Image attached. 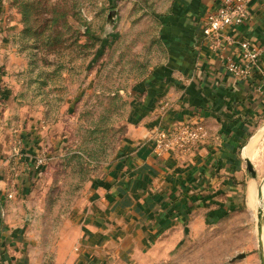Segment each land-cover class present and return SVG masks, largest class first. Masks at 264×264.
<instances>
[{"label": "rangeland", "instance_id": "obj_1", "mask_svg": "<svg viewBox=\"0 0 264 264\" xmlns=\"http://www.w3.org/2000/svg\"><path fill=\"white\" fill-rule=\"evenodd\" d=\"M171 2L0 0V166L22 175L10 184L30 185L20 210L45 263H76L82 222L105 217L102 240L84 243L86 264H261L264 115L247 141L256 140L251 156L247 143L241 151L256 179L242 160L243 186L225 210L215 203L184 222L147 225L142 208L107 203L112 167L134 132L133 92L164 58L161 16Z\"/></svg>", "mask_w": 264, "mask_h": 264}, {"label": "crops", "instance_id": "obj_2", "mask_svg": "<svg viewBox=\"0 0 264 264\" xmlns=\"http://www.w3.org/2000/svg\"><path fill=\"white\" fill-rule=\"evenodd\" d=\"M220 1L171 2L161 16L164 58L137 85L130 101L134 132L112 167L107 203L110 208L117 206V212L125 205L127 209L131 205L142 208L148 216L147 225L153 220L152 225L172 223L173 217L183 221L187 214H194L198 208L211 209L215 203L225 210L232 201L230 194L236 195L243 186L240 163L245 156L239 147L264 115V97L259 91L264 78V0H251L249 21L228 29L229 45L212 52L201 32ZM245 39L262 49V57L251 78L238 80L227 73L223 57L237 56L238 43ZM181 121L202 122L208 137L189 155L156 157L152 135ZM12 171L8 175L9 171L0 166V264L53 263H45L29 243L20 209L30 185L26 179L10 184L8 176L14 179L20 175L16 169ZM136 199L139 203L135 205ZM158 206L167 218L155 211ZM100 220L82 222V245L74 252L77 262L66 264H86L93 253L84 243L104 236L99 231L107 222L105 217Z\"/></svg>", "mask_w": 264, "mask_h": 264}, {"label": "built area", "instance_id": "obj_3", "mask_svg": "<svg viewBox=\"0 0 264 264\" xmlns=\"http://www.w3.org/2000/svg\"><path fill=\"white\" fill-rule=\"evenodd\" d=\"M251 0H221L209 14L202 27V38L209 44L212 52H219L229 45L228 29L239 27L249 21V5ZM238 55L223 57L225 69L238 80H248L259 69L262 49L249 40L238 43ZM264 97V78L259 87ZM208 137L205 125L200 121H181L170 128H159L153 135V152L161 158L168 153L189 155ZM18 155L19 147H16ZM43 161H34L39 168ZM37 164V165H36ZM12 198V195H9ZM56 264V263H50Z\"/></svg>", "mask_w": 264, "mask_h": 264}, {"label": "water", "instance_id": "obj_4", "mask_svg": "<svg viewBox=\"0 0 264 264\" xmlns=\"http://www.w3.org/2000/svg\"><path fill=\"white\" fill-rule=\"evenodd\" d=\"M248 145V143L246 144V146ZM245 162L248 165V171L251 174L253 179H256V174L255 171L252 167V164L249 162V159L244 158ZM264 185V181L261 184V186L258 189V200L260 201V205L258 208V240H259V247H260V260H261V264H264V243H263V233H264V208L262 207V200H263V195H262V186ZM245 258L244 254L238 255L237 257H235L233 260L236 259H243Z\"/></svg>", "mask_w": 264, "mask_h": 264}, {"label": "bare ground", "instance_id": "obj_5", "mask_svg": "<svg viewBox=\"0 0 264 264\" xmlns=\"http://www.w3.org/2000/svg\"><path fill=\"white\" fill-rule=\"evenodd\" d=\"M255 141L254 140L250 141V143L245 148V154L246 155L251 156L252 151H253L254 144L256 145ZM248 192H249V205L250 206H253V204L256 201V190L254 189V187L252 186V184L249 185ZM262 194H263V201H264V186L262 188Z\"/></svg>", "mask_w": 264, "mask_h": 264}, {"label": "trees", "instance_id": "obj_6", "mask_svg": "<svg viewBox=\"0 0 264 264\" xmlns=\"http://www.w3.org/2000/svg\"><path fill=\"white\" fill-rule=\"evenodd\" d=\"M24 17H25V19L27 20V13L24 11ZM252 137V134H249L248 136H247V138L245 139V142L239 147V149H240V152L242 151V148H243V146L247 143V141L250 139Z\"/></svg>", "mask_w": 264, "mask_h": 264}]
</instances>
